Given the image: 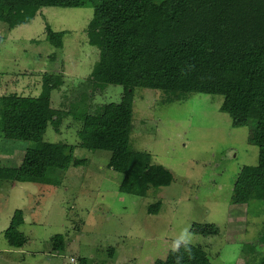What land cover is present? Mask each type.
I'll return each mask as SVG.
<instances>
[{"label":"rangeland","instance_id":"rangeland-1","mask_svg":"<svg viewBox=\"0 0 264 264\" xmlns=\"http://www.w3.org/2000/svg\"><path fill=\"white\" fill-rule=\"evenodd\" d=\"M92 14V7L42 6L27 24L0 23V95L36 96L44 74L62 71L64 84L52 93L57 105L98 58L85 33ZM46 25L67 31L61 49L46 39ZM121 93L122 87L109 86L94 102H118ZM221 102L220 95L202 93L172 102L153 89H135L132 142L174 178L147 196L121 193L122 175L108 168L109 153L81 147L74 156L86 164L71 165L60 186L0 180V264H153L185 228L212 264H237L243 244L254 242L264 225V202L230 203L238 172L257 164L258 147L248 142V125H230ZM79 128L67 118L60 132L48 126L44 139L77 145ZM27 146L0 138V166H18ZM16 210L24 214L22 248L4 237ZM58 233L67 246L55 252L52 238Z\"/></svg>","mask_w":264,"mask_h":264},{"label":"trees","instance_id":"trees-1","mask_svg":"<svg viewBox=\"0 0 264 264\" xmlns=\"http://www.w3.org/2000/svg\"><path fill=\"white\" fill-rule=\"evenodd\" d=\"M42 6L92 7L85 33L98 58L57 105L52 93L64 84L62 71L44 74L36 96L0 95V138L28 142L18 166H0V180L60 186L71 165L86 164L74 156L81 147L109 153L108 168L122 175L121 193L144 197L170 186L172 172L132 142L135 89L150 88L172 102L196 93L222 96L219 110L232 127L248 125V142L258 147L257 164L241 167L230 203L264 202V0H0V23L27 24ZM46 32L61 49L67 31L46 25ZM109 86L122 87L120 100L95 103ZM67 118L80 124L77 145L44 139L48 126L60 132ZM23 222L16 210L4 232L13 248L27 242ZM258 245L264 246V225L254 242L243 244L237 264H264ZM66 246L64 234L52 238L55 252ZM189 246L191 258L180 243L179 253L169 250L153 264H174L177 254H183L181 264H212L202 247Z\"/></svg>","mask_w":264,"mask_h":264},{"label":"clouds","instance_id":"clouds-1","mask_svg":"<svg viewBox=\"0 0 264 264\" xmlns=\"http://www.w3.org/2000/svg\"><path fill=\"white\" fill-rule=\"evenodd\" d=\"M180 243H183L184 252L189 255V258H191L192 250H191V247L189 245L192 243V235L188 231L187 228H185L181 231L179 241H175V240L173 241V244L171 246V250L173 253H179ZM182 260H183V254H177L175 256L174 264H181Z\"/></svg>","mask_w":264,"mask_h":264}]
</instances>
